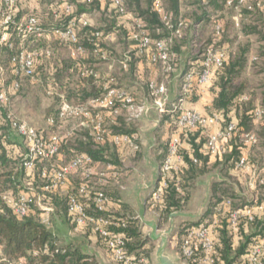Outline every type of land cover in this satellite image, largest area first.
<instances>
[{
	"label": "trees",
	"instance_id": "1",
	"mask_svg": "<svg viewBox=\"0 0 264 264\" xmlns=\"http://www.w3.org/2000/svg\"><path fill=\"white\" fill-rule=\"evenodd\" d=\"M67 1L76 6L73 12L65 13L63 6L62 10L57 11L56 19L51 12L27 16H34L38 20L40 37L31 33L22 41L21 34L15 26L10 25L9 40L6 44L0 45V65L7 73L5 83L9 86V99L10 96H14L16 100L22 102L31 96V104L36 108L39 102L32 90L34 79H37L39 88L54 100V103L44 111L46 122L52 117L54 123H47L49 132L40 129L37 131L46 139L51 135L61 137L58 156L50 161H37L34 168L27 171L23 167L26 147L8 120L9 113H13L10 109L11 104L0 112V247L4 257L9 261L24 260L23 264H97L95 257L85 251L83 241L62 242L58 230L66 225L73 234L74 224L68 216V200L71 195L78 192L82 184H87L91 193L103 192L109 198V203L117 202L122 207L124 216L112 215L108 209L109 204L107 211L100 215L114 218L115 223L125 224V228L116 227L113 231L124 235L130 254L143 257L147 255V250L143 248L146 242L143 240L138 221L130 209L114 195L112 189L117 187L115 184H120L123 173L117 153L121 145H115L112 138L114 136L135 138L133 136L137 132L136 121L128 120L121 105L115 104L108 109L111 118L105 121V133L101 141L95 140L90 127L87 126L79 125L75 131L60 135L56 133L63 132L66 124L65 121L57 119L61 96L71 105H84L105 94L102 90V82L105 80L101 82L100 77L85 74L86 71L98 74L97 71L107 62L102 59L103 55H108L117 63L115 76L106 81L110 87L117 89H123V86L134 87L141 96L153 101L149 89L151 81L139 77L136 68L138 60L147 62L146 58L139 54L135 56L132 52L127 53L135 19L140 21L152 43L167 40L171 33L180 29L181 36L174 37L169 45L172 71H165L163 64L155 65L164 70L165 80L177 76L180 91L186 73L193 71V89L189 97L200 87L205 86H200L196 81V77L203 69L202 56L205 50L213 47L223 51L222 47L228 46V56L225 55L222 66L213 71L207 84H211V90L215 91L212 110L222 114L226 122L229 121L230 112L236 114L237 133L230 143L231 151L220 158H215L213 164H208V159L212 157L203 149L208 128L197 130L180 128L177 124L178 111L173 108L175 101L169 100L164 113L160 115V122L166 124L170 130H179L180 138L190 144L193 158H189L188 153L181 147L178 148V154L187 167L182 171L170 170L167 174V188L160 203L155 206L161 205L160 223H166L171 213L189 209L194 182L219 169L223 180L212 185L208 209L203 217V221L208 222L213 240L214 249L210 255L212 260L210 264H250L247 256L252 247L264 241V214L262 216L254 214L251 222L241 219L235 228L231 227L230 211L250 206L249 197L253 195L248 192L247 196L235 189L238 178L231 172L236 169L241 159L240 149L245 134L255 135L258 141L254 154L249 159L250 163L259 168L264 164V0H246L242 5L238 4V0H231V5L227 4L229 0H162L165 21L154 9L153 0H124V15L116 12L110 0L105 1L108 3L107 11H101L102 3L97 0L81 3H76L75 0ZM19 5L20 3L17 5L15 22L20 19ZM235 12L240 14L238 29L233 20ZM91 13H98L99 25L91 26L88 22L87 27L78 28L76 44L64 42L52 34L54 29L64 27L69 20L78 18L81 14ZM216 25H220L219 34L215 30ZM96 33L99 34L98 37ZM111 34L116 36L114 43L107 40ZM78 46L83 48V54L76 53ZM23 50L38 52L34 58V79L16 73L14 59ZM46 52L49 55H46ZM125 60L127 70L122 68ZM15 83L19 84L17 90L13 89ZM131 97L139 104L137 95ZM115 109L119 110L118 115H113ZM162 148L158 159L160 166L168 154L167 145H162ZM78 155L90 157L93 160L92 167L94 165L106 167L110 164L112 170L107 173L103 182H99L93 172L90 178L86 179L84 172L78 170L69 176L76 175V181L74 188L68 193L59 192L58 189L44 192L42 188L45 181L40 177L42 170L59 169ZM247 163L249 162L246 161ZM27 187L33 189V192H30L34 196V202L25 217H18L4 197L16 198L25 193ZM256 190L258 200L264 202V182L259 183V179L256 181ZM39 197L43 204L52 208L53 216L51 218L47 216L49 225L43 223L40 217L41 211L36 200ZM81 200L88 205L87 213L95 214L92 202L85 198ZM127 213L130 214L127 216ZM55 222L57 225L54 230L52 224ZM190 227L192 226L186 225L180 229L179 250L183 237ZM77 233L83 238L95 235L90 228ZM95 236L97 243L105 249L102 239ZM181 259L185 264H208L204 262L205 256L202 253L190 259L182 257ZM260 261L264 264V251Z\"/></svg>",
	"mask_w": 264,
	"mask_h": 264
},
{
	"label": "built area",
	"instance_id": "2",
	"mask_svg": "<svg viewBox=\"0 0 264 264\" xmlns=\"http://www.w3.org/2000/svg\"><path fill=\"white\" fill-rule=\"evenodd\" d=\"M90 2L91 0H84ZM106 0H97L99 3H104ZM111 4L116 9V12L120 15L125 14L124 0H110ZM22 0H1L0 5V45L6 44L9 40V27L14 25L16 30L21 34V38L25 39L29 34L35 33L37 36H41L38 27V20L34 16L27 17L23 21L15 22L14 18L17 12V5ZM232 1L227 2L231 5ZM246 0H238V4H245ZM153 6L156 12L165 21L166 16L162 4V0H153ZM74 5L64 0L65 13H71L74 10ZM88 26V20L83 16L73 18L61 28H56L52 31V34L58 36L62 41L69 44H76L78 39L76 36V30ZM180 27V25H179ZM216 33L220 32V25L215 26ZM96 33V37H98ZM181 36L180 29L178 28L171 36L164 41H157L152 43L148 34L143 29L139 20L134 19V28L130 34L131 40L135 43L136 52L144 56L149 64H163L165 71H172L171 58L169 53V45L174 37L179 38ZM76 53H84L82 47L78 46ZM46 55H49L46 52ZM74 55V53H72ZM203 69L202 72L196 77L197 83L206 85L213 71L222 66L225 59V52L222 50L208 47L203 54ZM34 53H28L21 51L19 55L14 59L16 66V73L34 79ZM123 68H126V60L123 62ZM86 75H92L97 78V75L92 71H86ZM193 71L186 73L181 87V91L178 98L173 104L174 110L178 111L177 124L180 128L186 130H197L199 128H208L215 125L218 122V117L213 116H201L195 111L184 108V102L189 97L193 89L194 75ZM19 84L15 83L13 89L17 90ZM149 89L151 96L153 97V105L158 113L161 115L164 113L166 105L169 101L167 88L164 84H157L155 82L149 83ZM103 91L105 94L99 99L90 100L84 105H71L61 96V105L57 112V119L60 121H68L71 119L79 120L80 126L90 127L92 135L96 141H101L105 133V119L102 110L110 109L115 104L121 105L125 110L128 120H138L146 113L147 109L145 104H137L133 98L124 90L110 87L108 82L103 83ZM10 106V99L8 90L4 86V70L0 65V112L3 108ZM119 110L115 109L113 115H118ZM8 120L15 133L22 139L25 147L26 154L23 159V167L27 171H31L37 161L47 160L58 156L61 137L57 135H51L49 138H44L41 133L37 131L26 121L17 118L13 113H9ZM48 124H53L54 119L52 117L47 119ZM237 133V127L234 123H228L222 130L217 133L207 132L205 135V143L203 145L204 151L213 158H220L225 153L231 151V141ZM243 139L254 145L256 144V138L250 134H245ZM112 141L115 145H128L132 149H137V145L134 142L135 138L129 136H114ZM180 144L178 140L172 141L168 146V154L165 161L159 168L160 178L155 186L151 189L150 199L148 203L150 206L155 207L157 203H160L162 196L167 188V174L173 168V158L181 160V156L178 154V148ZM93 160L85 155H78L74 157L67 165L60 167L59 169H43L40 173V177L44 179L45 184L43 186L44 192H49L62 187L68 177L82 170L86 179H89L92 174ZM246 165V160L241 158L237 163V168H243ZM112 170V166L107 164L104 170L96 173L99 182H103L109 171ZM253 183L251 184V186ZM33 189L27 187L25 193H21L16 198L4 197V200L12 208L14 214L18 217H25L31 210V205L34 202V196L31 192ZM85 198L87 201H91L95 214L87 213L86 209L88 205L81 200ZM37 204L42 212L50 213L52 208L43 204L40 197L36 199ZM109 198L101 191H95L91 193L87 184H82L78 188V192L71 195L68 200V216L71 222L74 224L73 233H77L80 230L90 228L91 232L102 239L105 245V249L111 255V258L118 264H145V257L140 255L130 254L127 251L126 240L123 234L113 231V228H125V224L115 223L114 218L100 215L107 211V205L109 204ZM229 205V202L227 203ZM219 212V211H218ZM253 208L252 206H245L237 208L229 213V222L232 228H235L241 219L247 221H253ZM42 222L49 225L50 222L47 216L42 217ZM213 240L209 233V225L207 221H202L197 226H192L186 231L185 237L180 244V255L183 259H190L196 256L198 253H202L205 256V263H212L210 255L213 253ZM264 251V241L252 247L250 253L247 256L250 264H261V257ZM24 260L9 261L7 260L0 247V264H23Z\"/></svg>",
	"mask_w": 264,
	"mask_h": 264
},
{
	"label": "crops",
	"instance_id": "3",
	"mask_svg": "<svg viewBox=\"0 0 264 264\" xmlns=\"http://www.w3.org/2000/svg\"><path fill=\"white\" fill-rule=\"evenodd\" d=\"M83 1L84 0H75L76 3H81ZM63 6V0H22L18 10L20 13L19 21H23L28 15L41 14L46 12H51L53 17L56 19L58 18L57 11L62 10ZM107 8V2H104L100 5L101 11H107ZM81 16L88 20L89 25H99L97 22L98 13L81 14L80 17ZM233 20L235 22L236 29H238L240 23V14L235 12ZM23 40L24 39H22V41ZM107 40L112 43L116 42L115 34L109 35L107 37ZM129 43L130 44L128 45L127 53L132 52L135 53V56H138V53L135 52L136 48L134 42L130 40ZM222 49L227 57L229 53L228 46L224 45ZM23 51L27 52L26 50ZM28 53H34L36 56L38 52L34 51ZM102 59L107 62L97 71V78L100 77L101 82L105 80L104 82H102L103 85V83H105L107 79L115 76L117 72V63L115 59H110L108 55H103ZM136 68L139 77L146 78V80L155 82L157 84H164L167 88L169 100L175 101L178 98L180 89L179 81L177 80L176 75L171 79L165 80L164 70L161 67L151 65L141 59L138 60ZM123 69L127 70V68ZM10 74H12L11 71ZM6 75L7 73L4 70L5 79ZM5 87L9 92V86H6V83ZM210 87L211 84H206L205 86L200 87L184 102V108L195 111L201 116L205 117L216 115L219 119L218 122L215 125L208 127L209 133L213 134L222 130L228 123L237 124L238 121L236 114L233 111L228 114L229 121L226 122L222 114L212 110L211 106L213 98L215 97V91H212ZM122 88V90L129 93L131 96L137 95V102L139 104H145L147 105V108L155 109L153 101H149L145 97L141 96V94L136 91V88L127 86H123ZM100 112L103 114L106 122L110 120L111 113L110 111H108V109L102 110ZM155 114L156 113L152 114L151 117H149L148 127H144V120H136L137 132L133 137H135L134 142H136L137 149H132L128 145H121L117 150L123 167V173L121 175L120 184H115L117 187L112 189L114 191V195L118 197L121 203L125 204L130 209L131 213L135 217H137L138 214H142L145 221L149 223L156 222L157 231H163L169 226V217L171 214H181L174 220L175 228L172 236L169 239L168 252L175 258L177 264H185L181 259L179 250V241L181 239L180 229L186 225L196 226L203 221V217L208 209L211 197V187L215 182L221 181L223 180V178L219 172V169H216L215 171L200 177L194 182V185L191 189L189 209L171 213L168 217L167 222L161 224L159 214L161 205L152 207L150 206L148 201L150 199L151 189L156 185H154V183H157L160 178L158 170V167L160 168V163L158 159L163 150L162 145L166 144L168 149V146L172 141L178 140L180 144L179 147H181V149L185 150L188 153L189 158H193V155L190 144H188L185 139L180 138L181 136L179 135V130H170L166 124H162L160 122V116ZM257 115H259V112H257ZM257 122L258 120L255 121V123ZM250 135L256 138L255 135ZM196 142L198 143V140ZM242 142L243 146L240 149L241 158H244L249 163H247L243 168H237L236 166V169H233L231 174L237 176L238 182L240 184L242 183L241 181L243 179H247L245 186L247 190L253 194L249 197L251 199L250 206H252L253 208V214L262 216L264 214V202L258 200L256 181L257 179H259V183L262 184L264 182V164L261 168H259L257 165L250 163L249 159L254 154L255 144L252 145L246 142L244 139L242 140ZM256 142H258L257 139ZM215 160L216 159L213 157L209 158L208 164H213ZM186 167V163L184 162L182 157L181 160L173 158V171H182ZM104 169L105 167L103 165H94L92 167V172L96 174L98 171ZM109 176H111V174H109ZM75 179L76 175L69 177L66 183L62 187L58 188L57 191L68 193L74 188L76 181ZM252 183L253 185L251 186ZM200 185L203 188V192L201 196L195 199L194 192ZM146 187L149 188L146 189ZM235 189L239 190L237 186H235ZM108 209L110 210L112 215H125L123 213L122 207H120L117 202L109 203ZM39 210L41 211L40 208ZM52 212L53 211H51L50 213H44L41 211L40 217L49 216L51 218L53 216ZM129 214L130 213H127V216ZM137 221L142 231L143 240L146 242L143 247L144 250H147V255L145 256V264H155L154 253L157 246V241H153L150 237L147 236L151 231V227L146 224L141 226V221ZM71 235L80 237V233H73ZM86 239L89 240V245L84 243L83 247L85 248V251L87 253L95 257V259L97 260V264H118L111 258V255L107 252V250L97 243V238L95 235H89L86 237ZM87 249L89 250L87 251Z\"/></svg>",
	"mask_w": 264,
	"mask_h": 264
},
{
	"label": "rangeland",
	"instance_id": "4",
	"mask_svg": "<svg viewBox=\"0 0 264 264\" xmlns=\"http://www.w3.org/2000/svg\"><path fill=\"white\" fill-rule=\"evenodd\" d=\"M4 84H5V77H4ZM39 87H40L39 81L37 79H34L32 93H35V97L37 98V101L39 102L38 103L39 105L36 108H34L35 106H32L31 104V99H30L31 96L29 97L27 101H22V102H20V100H16L14 96H10V104H11L10 109L19 119L26 121L31 126H33L35 129L45 130L47 132L48 126L46 122V116H44V111L52 103H54V100L50 98L49 96H47V94L44 93V91L41 90ZM145 106H146L147 111L140 117V120L142 121L144 120V124H143L144 127H148L149 117H151V115L154 113H156L155 115H158V113L156 112L155 109L147 108V105ZM78 123L79 121L74 120V119L68 120V122L66 121V124L62 129L63 132L57 131L56 133L60 135V133L64 134V133H68L71 131H75L79 126ZM241 182H242L241 184L236 182L237 188L239 189L241 193L249 196L247 194L249 191L247 190L245 186L247 179L246 180L243 179ZM202 192H203V188L200 185L198 189L194 192V195H195L194 198L197 199L199 196H201ZM52 225H53L52 229L55 230V227L57 225L56 222ZM58 230L60 232V237H61L62 242L83 241V243H86L87 245H89L88 239L83 238L81 236L80 237L72 236L69 232L70 231L69 228L66 225L63 226L62 228H59ZM88 250L89 249H87V251Z\"/></svg>",
	"mask_w": 264,
	"mask_h": 264
},
{
	"label": "water",
	"instance_id": "5",
	"mask_svg": "<svg viewBox=\"0 0 264 264\" xmlns=\"http://www.w3.org/2000/svg\"><path fill=\"white\" fill-rule=\"evenodd\" d=\"M155 184L156 183H154V185ZM148 188L149 187H146V189ZM180 215H181L180 213L171 214L169 217V226L163 231H157V223L156 222L149 223L145 221L142 214H138L137 217H135L136 220L141 221V226L146 224L151 227V231L148 233L147 236L150 237L153 241H157V246L154 253L155 264H177L175 258L168 252V245H169V239L172 236V233L175 228L174 220L176 217Z\"/></svg>",
	"mask_w": 264,
	"mask_h": 264
}]
</instances>
